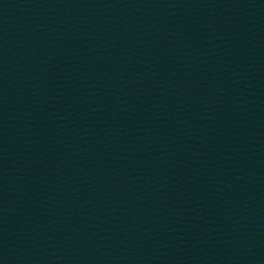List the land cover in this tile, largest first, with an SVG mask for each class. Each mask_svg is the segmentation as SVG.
Returning a JSON list of instances; mask_svg holds the SVG:
<instances>
[{"label": "water", "instance_id": "water-1", "mask_svg": "<svg viewBox=\"0 0 264 264\" xmlns=\"http://www.w3.org/2000/svg\"><path fill=\"white\" fill-rule=\"evenodd\" d=\"M0 264H264V0H0Z\"/></svg>", "mask_w": 264, "mask_h": 264}]
</instances>
